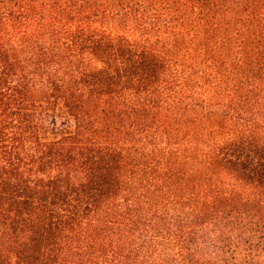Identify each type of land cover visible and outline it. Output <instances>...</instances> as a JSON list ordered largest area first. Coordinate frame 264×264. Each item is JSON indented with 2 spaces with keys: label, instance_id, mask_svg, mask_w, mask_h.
Wrapping results in <instances>:
<instances>
[{
  "label": "trees",
  "instance_id": "trees-1",
  "mask_svg": "<svg viewBox=\"0 0 264 264\" xmlns=\"http://www.w3.org/2000/svg\"><path fill=\"white\" fill-rule=\"evenodd\" d=\"M0 264H264V0H0Z\"/></svg>",
  "mask_w": 264,
  "mask_h": 264
}]
</instances>
